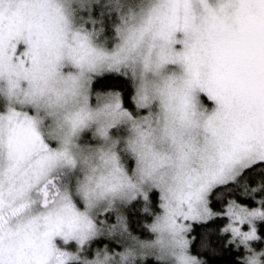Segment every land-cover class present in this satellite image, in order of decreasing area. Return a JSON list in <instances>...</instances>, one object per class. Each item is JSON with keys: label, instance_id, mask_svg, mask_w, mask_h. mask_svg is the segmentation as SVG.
I'll list each match as a JSON object with an SVG mask.
<instances>
[{"label": "snow or ice", "instance_id": "1", "mask_svg": "<svg viewBox=\"0 0 264 264\" xmlns=\"http://www.w3.org/2000/svg\"><path fill=\"white\" fill-rule=\"evenodd\" d=\"M0 264H264V0H0Z\"/></svg>", "mask_w": 264, "mask_h": 264}]
</instances>
